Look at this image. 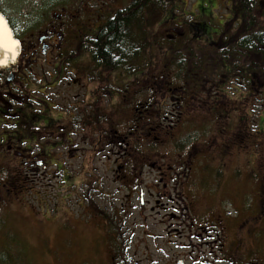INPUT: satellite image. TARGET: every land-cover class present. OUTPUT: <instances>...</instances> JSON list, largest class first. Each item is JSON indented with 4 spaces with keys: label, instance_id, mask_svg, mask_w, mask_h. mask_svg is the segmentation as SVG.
Returning <instances> with one entry per match:
<instances>
[{
    "label": "flooded vegetation",
    "instance_id": "af4514ba",
    "mask_svg": "<svg viewBox=\"0 0 264 264\" xmlns=\"http://www.w3.org/2000/svg\"><path fill=\"white\" fill-rule=\"evenodd\" d=\"M92 1L95 0H87L80 6L85 9ZM11 4L10 11L2 7L0 11L14 30L21 53L15 64L6 71L0 70L4 71L0 72V210L7 209L10 203L18 204L8 196L11 192L15 195L19 189V182L10 181V155L22 159L27 152L29 163L41 161L40 165L49 169L46 155L50 152L48 148L53 149V143H57L54 138L72 135L78 118L74 111L79 108L85 112L90 71L95 77L100 75L103 83L109 76L117 78L119 83L121 77H126L134 98L138 97L145 80L148 82L144 89L145 110L137 106L139 101L135 99L134 120L128 134L121 137L113 128L109 135L100 132L99 136L100 141L105 140L104 135L108 140L111 138L115 148L120 152L124 150L127 161L118 159L120 165L112 172L118 185L124 188L118 190L126 189L129 205L134 200L140 211L137 215L127 212L116 199L99 211L107 224L114 214L121 219L117 221L120 224L126 225L125 220L130 224L128 231L115 235L117 240L127 239L129 248H123L121 253L111 249L112 261L115 264H264V197L252 205H233V214L228 215L219 206L220 201L192 193L189 188L195 181L185 173L192 156L206 151L198 145L199 140L212 146L219 140L228 143L237 135L235 130L238 132L243 125L232 121L231 125L222 127L210 117L204 124L203 137L187 139L195 142L192 152L171 147L172 141L182 139L194 113L212 114L219 103L221 106L227 101L235 82L254 96L259 97L264 92V42L258 44L257 62L249 64L245 61L248 50L240 47V41H235L243 28L246 36L250 21L244 25L230 7V16L243 27L227 37L223 35L227 34L226 20L224 27L220 26L212 35L200 25L190 26L185 18L166 20L163 69L154 72V58L146 53L137 56L139 44L144 42L139 38L147 36L139 33L141 18L133 21L125 50L112 52L110 64L99 59L98 66L85 48L90 29L83 23L76 24L79 17L75 14L73 0H12ZM104 23L106 18L102 16L99 26L90 31L92 35L98 34ZM257 27L264 32V24L259 23ZM217 37L220 38L215 40ZM191 45L197 46L206 58L201 56L197 63L191 55L183 56V49L189 50ZM142 64L146 65L145 69ZM180 66L181 73L178 72ZM75 92L83 96L82 107ZM160 97L164 104L154 105ZM222 129L226 136L220 133ZM135 134L143 137L142 144L133 141ZM27 141L31 146H26ZM157 162L163 163L157 171L149 169ZM26 166L30 168V164L23 161V169ZM16 172L19 173L15 168L13 174ZM145 212L148 216L143 214ZM154 213L160 216L155 217ZM137 235L145 237L151 248H147V244L143 247V240L132 243L130 237ZM133 250L138 252L140 260H135Z\"/></svg>",
    "mask_w": 264,
    "mask_h": 264
},
{
    "label": "rangeland",
    "instance_id": "374dc122",
    "mask_svg": "<svg viewBox=\"0 0 264 264\" xmlns=\"http://www.w3.org/2000/svg\"><path fill=\"white\" fill-rule=\"evenodd\" d=\"M11 1L0 0V7L10 11L13 9ZM73 2L75 14L79 17L76 24L83 23L93 31L99 26L102 16L107 19V16L125 9L133 0H95L89 2L85 9L80 3H87V0ZM231 3V0H169L164 7L151 4L143 11L145 20L140 26L144 35L147 34L149 40L146 44L151 48V52L146 49L145 55L154 58V72L163 69V51L167 48L162 43L165 40L164 27L172 17L185 18L190 26L193 23L200 25L211 35L220 26L224 27L226 20L227 34L223 35L230 37L243 27L242 23L230 16ZM254 22L257 25L264 24V13L255 10ZM187 34L188 32L185 33ZM13 35L16 37L15 32ZM195 35L200 37L199 33ZM144 45L145 43H140L139 47ZM188 49H183V56H192L197 63L201 56L206 58V54L201 55L197 46L191 45ZM141 66L144 69L146 67L145 64ZM90 69L92 70L91 67ZM91 72L85 112H81L82 109L79 108L74 111V116L78 118L73 124L72 135L68 138H54L57 143H53V149L48 148L50 152L46 155L49 169L45 170L43 164L40 165L41 161L35 163L37 166L34 161L29 163L27 152L22 159H14L10 155V181L14 180L15 184L19 182V189L18 192L15 191V195L11 192L8 196L11 195L9 200L18 204L10 203L7 209L0 210V264H115L111 259V249L121 253L123 248L128 247L127 239L117 240L115 235L123 230L128 231L129 222L125 220L126 225L120 224V221L117 222L119 216L114 214L107 224L99 214L102 207L115 199L121 209L135 215L140 212L135 207L134 200L129 205L126 189L118 190L124 188L118 185L112 172L120 165L118 163L121 161L118 162V159L127 161L126 155L124 150L120 152L115 148L111 138L108 140L104 135L105 140L100 141L99 136L100 132L109 135L113 128L119 131L121 137L128 134L134 120L132 108L135 99L139 101L137 106H143L142 110H145L147 97L144 89L148 82L143 81L142 89L139 88L137 93L138 97L134 98L130 94V82L126 77L121 79L127 83L122 80L119 83L113 76H109L103 83L100 75L95 77ZM178 72H182L181 66ZM232 86L227 101L221 103V106L219 103L212 114L194 113L191 125L185 126L182 139L171 143V147H180L185 153L192 152L195 142L187 139L203 137L206 127L204 124L210 117L222 127L231 125L232 121L235 125H243L238 132L235 130L237 135L228 143L219 140L212 146L199 140L198 145H202L206 151L193 155L189 170L185 172L190 174L192 182L195 181L191 184L190 191L200 193L207 200L220 201L219 206L228 215L233 214V205H252L264 197V92L258 97L244 92L243 86L237 82ZM74 94L77 95L79 107H82V94ZM162 103L160 97L155 100L154 105ZM61 131L65 132L62 129ZM67 131H70L69 128ZM220 133L227 135L223 129ZM142 138L136 134L132 137L138 144L143 143ZM180 143L183 145L180 146ZM26 146H31V142L27 141ZM36 150H39L38 147ZM23 161L30 164V168L26 166L23 169ZM215 161L218 163L215 164ZM33 164L35 166L31 167ZM155 164L149 169L157 171L163 163ZM15 168L18 174H13ZM100 193H104L103 196ZM143 214L148 216L146 212ZM154 216L160 215L154 213ZM123 217L126 215L123 214ZM130 239L132 243L143 240V247L147 244V248H151V243L142 235L131 236ZM132 254L135 255V260H140L137 251L133 250Z\"/></svg>",
    "mask_w": 264,
    "mask_h": 264
},
{
    "label": "trees",
    "instance_id": "16d2710c",
    "mask_svg": "<svg viewBox=\"0 0 264 264\" xmlns=\"http://www.w3.org/2000/svg\"><path fill=\"white\" fill-rule=\"evenodd\" d=\"M231 1L233 2L231 3V10L235 16L241 18L244 25L250 21L246 36L243 35L245 34V29L243 28L241 33L237 34L238 37L235 38V41H240L242 43L240 47L248 50L245 56L247 63L257 62L258 44L259 42H264V32L259 31L257 24L254 22V11L258 10L264 13V0ZM168 2L169 0H160L159 3L158 0H133L129 6L119 11L115 16L107 17L106 23L103 24V28L98 34L92 35V32L89 31L90 35L85 48L93 58L92 61L98 66L100 64L99 59H104L107 64H110L112 52L125 50L133 21L141 18V13L151 4L157 7H164ZM83 41L80 40L81 43ZM139 54L137 53V55Z\"/></svg>",
    "mask_w": 264,
    "mask_h": 264
},
{
    "label": "bare ground",
    "instance_id": "6f19581e",
    "mask_svg": "<svg viewBox=\"0 0 264 264\" xmlns=\"http://www.w3.org/2000/svg\"><path fill=\"white\" fill-rule=\"evenodd\" d=\"M13 32L0 12V70H6L10 64H15L20 56V43Z\"/></svg>",
    "mask_w": 264,
    "mask_h": 264
}]
</instances>
